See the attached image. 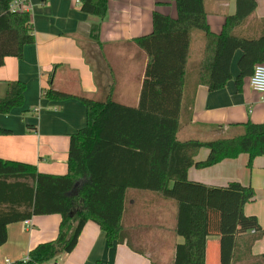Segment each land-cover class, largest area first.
I'll return each mask as SVG.
<instances>
[{
	"label": "trees",
	"instance_id": "trees-1",
	"mask_svg": "<svg viewBox=\"0 0 264 264\" xmlns=\"http://www.w3.org/2000/svg\"><path fill=\"white\" fill-rule=\"evenodd\" d=\"M108 1L80 0L79 4L82 11L102 19ZM162 1L171 0H156ZM172 1L176 17L153 11L152 31L135 39L148 59L138 104L126 105L111 95L102 101L79 97L86 107V124L70 135L66 173L38 172L31 163L0 157V246L7 240L9 223L33 215H60L55 239L36 244L27 259L0 264H45L70 252L88 220L105 232L107 244L123 242L127 189L174 202V232L183 241L175 244L169 264H205L211 236L218 237L219 264H264V252L252 253L264 228L255 215L243 210L255 200L254 188L239 181L209 186L187 177L191 166L207 167L241 153L248 155L251 167L255 157L264 156V122H243L242 131L229 137L177 138V132L190 121L191 109L185 100L189 104L190 98L185 91L191 83L188 60L197 34L202 49L194 69L195 86L205 85L209 91L224 87L232 78L236 50L241 51L234 78L237 89L255 64L264 63V32L253 37L241 31L256 0H236L235 12L226 16L219 33L209 28L204 0ZM14 2L0 0V66L6 57H21L23 47L34 41L30 12L14 8ZM98 29L96 25L95 34ZM24 90L23 81H7L0 114L20 106ZM46 96L64 99L71 94L50 88ZM8 132L0 126V134ZM201 148L208 153L196 159ZM129 246L141 252L130 242Z\"/></svg>",
	"mask_w": 264,
	"mask_h": 264
},
{
	"label": "crops",
	"instance_id": "crops-1",
	"mask_svg": "<svg viewBox=\"0 0 264 264\" xmlns=\"http://www.w3.org/2000/svg\"><path fill=\"white\" fill-rule=\"evenodd\" d=\"M79 1L19 0L30 12L34 41L23 47L21 57H6L0 66V97L6 93L7 81L25 83L23 103L0 114V126L9 130L0 134V157L31 163L38 172H67L70 135L86 124V107L80 96L102 101L111 95L123 104H138L148 59L135 39L152 31L153 11L173 18L177 15L172 0H109L107 13L100 19L82 11ZM204 3L209 28L219 33L226 16L235 12L236 0ZM96 25L99 29L95 34ZM241 31L253 37L264 32V0H256L255 10ZM194 41L188 60L191 85L185 91L190 98L189 104L185 98L191 109L190 121L177 132V138L205 141L229 137L242 131L243 122H264V99L250 86V76L243 78L240 89L234 81L241 51L236 50L232 58V78L224 87L209 91L205 85L194 84L202 39L198 35ZM50 88L71 96L48 97ZM207 153L206 148L199 149L196 159H204ZM187 177L209 186H225L229 181L250 184L264 203V156L255 157L251 167L246 153L203 168L191 166ZM255 205L248 202L243 210L255 215L264 228V206L260 211ZM175 215L172 200L127 189L123 242L107 244L105 232L88 220L74 249L45 264H169L175 244L183 241L174 232ZM59 223L57 213L9 223L7 240L0 246V262L26 259L36 244L57 237ZM129 242L141 252L133 250ZM263 252L264 233L252 246L254 255ZM205 264H219L217 236L207 240Z\"/></svg>",
	"mask_w": 264,
	"mask_h": 264
},
{
	"label": "built area",
	"instance_id": "built-area-1",
	"mask_svg": "<svg viewBox=\"0 0 264 264\" xmlns=\"http://www.w3.org/2000/svg\"><path fill=\"white\" fill-rule=\"evenodd\" d=\"M13 7L16 9H27V6H25V8H22L20 6L19 0H15ZM249 82H250V86L254 90L260 92L262 98L264 99V63L255 64L253 72L250 75ZM25 222L27 223L28 221L26 220ZM6 263H10V262L6 260Z\"/></svg>",
	"mask_w": 264,
	"mask_h": 264
},
{
	"label": "rangeland",
	"instance_id": "rangeland-1",
	"mask_svg": "<svg viewBox=\"0 0 264 264\" xmlns=\"http://www.w3.org/2000/svg\"><path fill=\"white\" fill-rule=\"evenodd\" d=\"M196 36H197V38H198V34H197ZM196 41H197V39H196ZM196 41H193L192 44H194V42H196ZM192 44H191V45H192ZM190 85H191V84H190ZM190 85H188L187 87H189ZM256 200H257V201H256ZM252 202H253V204H254V203L256 204L255 206H257V207L260 209V211L263 210L262 206H264V203L262 202L261 199H258V198H257L256 194H255V200L252 201Z\"/></svg>",
	"mask_w": 264,
	"mask_h": 264
}]
</instances>
